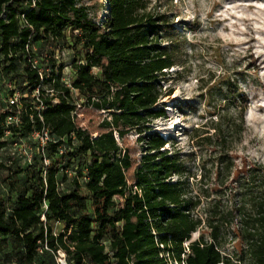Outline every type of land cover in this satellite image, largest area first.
Here are the masks:
<instances>
[{
    "label": "trees",
    "instance_id": "1",
    "mask_svg": "<svg viewBox=\"0 0 264 264\" xmlns=\"http://www.w3.org/2000/svg\"><path fill=\"white\" fill-rule=\"evenodd\" d=\"M83 2L0 0V86L12 79V94L20 93L17 105L0 107V150L7 134L26 139L46 126L52 138L22 171L25 177L10 183L11 203L0 197V264H57L59 252L68 264H240L221 250L222 231L234 223L244 264H264L263 165L236 180L234 207H213L212 241L185 246L202 225L193 214L200 200L188 197L183 183L171 182L186 167L147 125L166 116L157 104L159 79L175 66L168 17L148 12L143 0H106L108 15L100 25ZM103 5L95 0L97 11ZM166 39L171 44L163 45ZM51 41L72 42L71 87L53 58L49 73L33 61L34 46ZM94 111H109L110 119L96 125L89 116ZM16 117L19 125L8 123ZM135 129L145 148L141 164L115 136L125 139ZM65 145L70 149L61 154ZM77 160L85 181L62 189L64 172ZM58 224L65 226L59 234Z\"/></svg>",
    "mask_w": 264,
    "mask_h": 264
},
{
    "label": "rangeland",
    "instance_id": "2",
    "mask_svg": "<svg viewBox=\"0 0 264 264\" xmlns=\"http://www.w3.org/2000/svg\"><path fill=\"white\" fill-rule=\"evenodd\" d=\"M143 1L148 12L166 15L175 29V34H170L174 35L175 66L159 79L163 95L157 108L164 109L166 116L147 125L169 141L166 149L179 154L186 167V172L174 176L171 182L183 183L187 196L200 200L193 214L202 219V225L185 246L198 240L211 242L208 220L213 207L218 205L223 211L234 207L240 192L236 180L248 169L264 166V0ZM83 5L98 24L104 23L108 15L106 0L99 11L95 0H85ZM162 43L171 44L169 39ZM71 45L51 41L33 48L35 65L49 73L48 60L53 58L61 69L62 82L69 87L75 79L76 56ZM14 84L12 79H4L0 107L12 105ZM44 88L51 92L49 85ZM72 92L76 102L82 104L79 92ZM89 116L96 125L110 119L109 111H94ZM15 121L21 123L18 117ZM115 136L123 149L129 147L135 152L141 164L145 148L138 131L132 130L125 139ZM4 141L6 146L0 150V197L10 204L15 198L10 183L15 178L23 179L22 171L45 149L33 136L21 139L7 134ZM66 149L69 146H63L61 154ZM81 168L77 160L64 172L67 178L62 179V189L73 187L75 179L85 181L78 177ZM82 192L86 193L85 189ZM116 201L123 205L121 197ZM64 227L54 225V232L59 234ZM237 230L236 223L225 226L221 250L234 263L244 264L247 257L236 237Z\"/></svg>",
    "mask_w": 264,
    "mask_h": 264
},
{
    "label": "built area",
    "instance_id": "3",
    "mask_svg": "<svg viewBox=\"0 0 264 264\" xmlns=\"http://www.w3.org/2000/svg\"><path fill=\"white\" fill-rule=\"evenodd\" d=\"M19 98H20V94L16 93L14 95L13 99L11 100L12 105H17L19 103ZM79 107H81V106H79ZM9 119H11V118H9ZM15 120H17V117L14 118V121ZM13 122H11V123H13ZM8 123L11 124L9 120H8ZM32 136L41 142L42 149H46L49 142L52 141L50 129L46 126H44L40 131L34 132L32 134ZM46 164H49V161H46ZM43 219L46 220L45 216H43ZM58 254H59V256L57 257L58 264H68L66 254L63 252H59Z\"/></svg>",
    "mask_w": 264,
    "mask_h": 264
}]
</instances>
